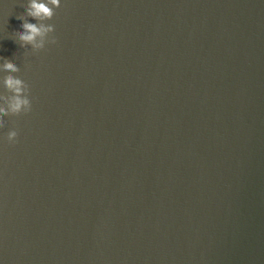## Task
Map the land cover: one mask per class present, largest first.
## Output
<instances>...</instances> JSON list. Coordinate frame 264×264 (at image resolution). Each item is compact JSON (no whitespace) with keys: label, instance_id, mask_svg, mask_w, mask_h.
Returning <instances> with one entry per match:
<instances>
[{"label":"water","instance_id":"1","mask_svg":"<svg viewBox=\"0 0 264 264\" xmlns=\"http://www.w3.org/2000/svg\"><path fill=\"white\" fill-rule=\"evenodd\" d=\"M25 6L0 0L32 100L0 129V264H264V0H62L38 53Z\"/></svg>","mask_w":264,"mask_h":264},{"label":"clouds","instance_id":"2","mask_svg":"<svg viewBox=\"0 0 264 264\" xmlns=\"http://www.w3.org/2000/svg\"><path fill=\"white\" fill-rule=\"evenodd\" d=\"M62 0H26L23 8L25 15L17 18L21 31L16 33V38L21 48L31 49L32 53L44 50L49 44H56L54 35L55 26L48 23L55 15V9L61 7ZM29 18L35 23L29 22ZM0 72L7 73L0 86L10 96H0V129L6 126L8 117L26 115L32 111L30 86L24 79L14 75L20 72V67L8 61L2 62ZM18 132L15 129L8 131L7 141L15 143Z\"/></svg>","mask_w":264,"mask_h":264}]
</instances>
